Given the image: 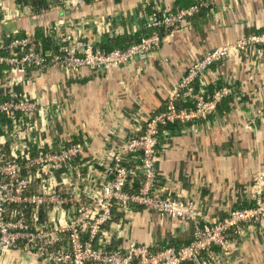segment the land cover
I'll return each mask as SVG.
<instances>
[{
	"label": "crops",
	"instance_id": "0c3cea01",
	"mask_svg": "<svg viewBox=\"0 0 264 264\" xmlns=\"http://www.w3.org/2000/svg\"><path fill=\"white\" fill-rule=\"evenodd\" d=\"M150 1L163 11L199 2L208 5L189 27L166 35L161 49L148 58L119 68H84L77 78L56 70H28L15 81L10 76L5 80L3 89L29 93L39 100L40 111L32 124L44 142L54 149L63 142L83 144L73 173H54L56 193L77 199L90 171L95 173L96 185H101L106 180L107 153L110 162L135 128L165 105L168 93L192 64L216 47L264 32V0ZM19 2L0 0V18L4 19L0 40L34 35L39 40L53 37L54 44L58 26L64 24L66 32L97 45L109 37L142 33L148 15L144 0H102L81 8L61 4L41 13ZM229 81L237 86L236 96L215 117L167 134L157 158L160 187L173 197L196 201L204 208L207 222L226 218L238 204L249 202L255 177L264 174V123H250L253 111L264 102V51L214 65L204 78L206 86ZM63 207L72 217V205ZM50 212L41 210V220ZM117 218L102 237L108 249L124 246L127 239L164 247L191 240L192 226L178 219L161 218L143 209ZM245 231L243 238L231 240L227 260L214 264H264V222ZM2 264L47 263L22 250L8 255Z\"/></svg>",
	"mask_w": 264,
	"mask_h": 264
},
{
	"label": "built area",
	"instance_id": "2783aa9c",
	"mask_svg": "<svg viewBox=\"0 0 264 264\" xmlns=\"http://www.w3.org/2000/svg\"><path fill=\"white\" fill-rule=\"evenodd\" d=\"M100 1L62 0L61 4L81 8ZM143 5L145 9L152 7L146 16V25L153 33L123 50L97 49L93 43L66 32L64 24L58 26L62 29L57 34L60 47L55 54L43 53L34 35L15 37L9 42L0 40V115L13 119V132L0 133V264L8 255L22 250L47 264H214L228 258L231 240L226 234L229 231L235 230L240 235L237 239H241L246 236L245 227L264 222V174L261 172L251 187L252 207L232 209L226 218L207 222L204 208L196 201L173 197L160 187L157 171L160 128L175 122L196 124L215 117L223 101L236 96L235 83L222 82L224 85L220 88L215 84L216 89L210 94L205 89L197 91L196 83L200 81V87L206 86L204 78L214 65L236 61L244 54L263 53L264 32L216 47L192 64L168 93L165 109L139 124L110 162L107 153L103 164L106 180L101 185H96L95 173L90 171L83 179L86 185L77 199L54 192V173L61 170L72 174L77 168L75 162L83 155V144L63 142L54 149L52 144L44 142L41 133L33 131L32 124L40 111L39 100L29 93L3 89L5 80L10 76L15 81L17 75L28 70L38 73L56 70L67 78H77L84 68L93 71L119 68L132 60L148 58L163 44L159 30L189 27L191 20L208 4L199 2L188 8L164 11L152 6L150 0H144ZM0 23L4 19L0 18ZM189 103L191 107L185 106ZM252 115L251 125L264 123V102ZM9 139L12 142L7 151ZM128 162L137 164L136 168H128ZM137 171L141 180L134 191L132 178ZM65 204L72 205V217L65 212ZM117 208L122 213L143 209L161 218L188 223L192 226L190 243L157 250L154 244L127 239L124 246L109 250L102 237L106 227L113 226ZM43 209L52 212L41 220Z\"/></svg>",
	"mask_w": 264,
	"mask_h": 264
},
{
	"label": "trees",
	"instance_id": "16d2710c",
	"mask_svg": "<svg viewBox=\"0 0 264 264\" xmlns=\"http://www.w3.org/2000/svg\"><path fill=\"white\" fill-rule=\"evenodd\" d=\"M61 1L62 0H24V1H20L19 3L23 4V5H26V6H29L30 9L33 12H35V13H41V12H43L45 10H48V9H51V8L57 6V5H61ZM151 8H148V14L151 13V10H152ZM201 12H202V10L200 11V13ZM200 13L198 15H196L195 17H198L200 15ZM171 32H172L171 30H164V29L159 30V34L161 35L162 38H165V36L170 34ZM152 33H153V29H151L150 27H148L145 24V28H144L142 33H136V34H130V35L127 34V35H123V36L118 37V38H110L109 37V38L106 39V41H104V42L101 41L97 45H95V48L100 49V50H104L106 52H109V51H112V50H115V49H122L123 50V49L127 48L128 46H130L132 44L140 42V40L142 38H144L146 36H149ZM54 34L55 33H53V35ZM15 37H17V36H15ZM15 37L9 36L6 39L4 38V40L6 42H9ZM50 38H44V39L41 38L40 40L38 38H35V39H38L37 43L39 44L40 49H42L43 53L48 54V55L58 53L59 52V47H60L58 45V43H56V42L53 44V42L51 41V40H53V37H50ZM223 85H224V83L219 82L217 84V87L220 88ZM200 89H205L206 92H207L206 94H210L216 88H215V86H204L202 88V87H200V81H199V82L196 83V90L200 91ZM227 100L228 99H225L223 101V103L219 106V109ZM185 106L191 107L192 103L186 104ZM164 109H165V105L162 108H160L158 111H156V112L158 113L159 111H162ZM210 118H212V117H210ZM184 125H190V124H181V123L175 122V123H172V124H167L165 126H162L160 128V130H159V149L161 148V145H162L163 141L165 140V138H167V136H168L167 134L168 133L175 134V133H177L180 130L181 126L183 127ZM12 132H13V119L10 118L9 116H6V115H0V133L3 134V135H6V134L8 135V134H10ZM11 142H12V140H10V139L7 142V145H6V150L7 151L10 150ZM128 160H129V157H128ZM126 165H127L128 168H133V169H135L136 166H137V164L132 163V162H128V163H126ZM140 180H141V174H140L139 171H137L136 172V176L132 178V181H133V188L132 189L134 191H136L139 188ZM252 205H253V203L243 201L242 203L238 204L235 207V209H245V208H248V207H252ZM10 209H14V207L11 206ZM123 214L124 213H122V211L118 210V208H117L114 211L113 223H116V221L119 220V218H117V217L119 215H123ZM107 228L108 227H106V229ZM226 236H227V238L229 240H235V239L239 238L240 235H238V233H236L235 230H231V231H229L226 234ZM189 243H190V241L188 243L183 244V245H180L178 243H174L172 245L165 246V247L164 246H160L159 244H156L154 249L159 250V249H164L166 247L180 248V247H183V246H185V245H187ZM215 250H218V248H215ZM207 256H208L207 254H204V258L205 259H208ZM188 264H196V263H192L191 262V263H188Z\"/></svg>",
	"mask_w": 264,
	"mask_h": 264
},
{
	"label": "rangeland",
	"instance_id": "374dc122",
	"mask_svg": "<svg viewBox=\"0 0 264 264\" xmlns=\"http://www.w3.org/2000/svg\"><path fill=\"white\" fill-rule=\"evenodd\" d=\"M235 94H236V91H237V86L235 85ZM249 191H251V190H249ZM249 194H250V192H249ZM250 197V196H249ZM245 238V237H244Z\"/></svg>",
	"mask_w": 264,
	"mask_h": 264
},
{
	"label": "water",
	"instance_id": "95a60500",
	"mask_svg": "<svg viewBox=\"0 0 264 264\" xmlns=\"http://www.w3.org/2000/svg\"><path fill=\"white\" fill-rule=\"evenodd\" d=\"M141 59H144V58H141ZM135 60H140V59H135ZM135 60H132L130 63L134 62ZM130 63H129V64H130Z\"/></svg>",
	"mask_w": 264,
	"mask_h": 264
}]
</instances>
